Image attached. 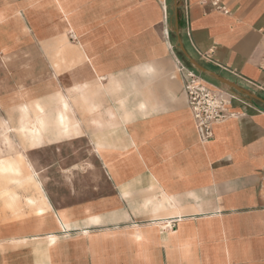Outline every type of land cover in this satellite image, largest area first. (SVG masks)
Returning a JSON list of instances; mask_svg holds the SVG:
<instances>
[{"label": "crops", "instance_id": "1", "mask_svg": "<svg viewBox=\"0 0 264 264\" xmlns=\"http://www.w3.org/2000/svg\"><path fill=\"white\" fill-rule=\"evenodd\" d=\"M213 1L0 0V264H264V104L202 141L172 32L264 100V0Z\"/></svg>", "mask_w": 264, "mask_h": 264}, {"label": "built area", "instance_id": "2", "mask_svg": "<svg viewBox=\"0 0 264 264\" xmlns=\"http://www.w3.org/2000/svg\"><path fill=\"white\" fill-rule=\"evenodd\" d=\"M213 7L228 12L217 0L213 1ZM205 59L211 60V57L205 55ZM177 63L178 72L184 75V93L199 137L202 141H210L214 136V127L235 116L231 107L238 96L209 83L180 59Z\"/></svg>", "mask_w": 264, "mask_h": 264}, {"label": "water", "instance_id": "3", "mask_svg": "<svg viewBox=\"0 0 264 264\" xmlns=\"http://www.w3.org/2000/svg\"><path fill=\"white\" fill-rule=\"evenodd\" d=\"M174 6L176 10L179 8V0H174ZM172 32L177 35V49L182 53L184 56L186 62L189 64L190 68L194 70L196 73L201 75L204 79L210 81L211 83L215 84L216 86L231 92L237 96H244L247 97L250 100L258 101L262 104H264V100L258 97L256 94L250 92L249 90H246L242 87H240L238 84L229 81L228 79H225L221 77L219 74L212 72L208 70L207 68L200 65L197 61H195L186 51L181 37L179 35V29H178V22L176 23L175 27L173 28Z\"/></svg>", "mask_w": 264, "mask_h": 264}, {"label": "rangeland", "instance_id": "4", "mask_svg": "<svg viewBox=\"0 0 264 264\" xmlns=\"http://www.w3.org/2000/svg\"><path fill=\"white\" fill-rule=\"evenodd\" d=\"M16 136H17L16 140L19 142L20 147H21L20 150H15L12 148L11 139L9 141L5 140L6 139L5 133L0 134V148L3 150V153L0 156H6L7 157V156H11L12 154H17L18 152H21L26 157L28 156L27 152H28V148L30 147V144L28 143L29 138L24 137L21 133L17 134ZM67 152H69L70 157H73L74 155H77L78 150H76V151L64 150L63 154L65 157H67V155H68ZM73 153H75V154L73 155ZM42 156H43V154H42ZM58 168H59V171H61L63 174H65V177L67 179V180H63V182L60 183V184H63L64 187H65V185H70L71 187H73V189L82 190V189H85L86 186L91 184V182H87V174H88V177H90L89 175H90V173H92V167L91 166H86L84 164L83 166L77 167L78 170H77V172H75L76 175L72 178L71 181L68 180L71 178V176H70V178H68V175H71L72 172H70V170L67 171L66 169L61 170L60 167H58ZM63 168H65V167H63ZM2 179H4V178L0 177V181H2ZM20 189H24V188H20Z\"/></svg>", "mask_w": 264, "mask_h": 264}, {"label": "trees", "instance_id": "5", "mask_svg": "<svg viewBox=\"0 0 264 264\" xmlns=\"http://www.w3.org/2000/svg\"><path fill=\"white\" fill-rule=\"evenodd\" d=\"M180 56H181V60H182V62H183L184 64H186V65L190 68L189 64L184 60V58L182 57L181 54H180Z\"/></svg>", "mask_w": 264, "mask_h": 264}, {"label": "bare ground", "instance_id": "6", "mask_svg": "<svg viewBox=\"0 0 264 264\" xmlns=\"http://www.w3.org/2000/svg\"><path fill=\"white\" fill-rule=\"evenodd\" d=\"M25 105H26V104H25ZM25 105H24V107H25ZM24 118H25V117H24ZM1 121H2V120H0V123H2ZM2 124H3V123H2ZM5 124H6V123H5ZM36 129H37V128H36ZM33 145H34V144H33Z\"/></svg>", "mask_w": 264, "mask_h": 264}]
</instances>
